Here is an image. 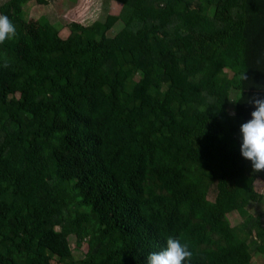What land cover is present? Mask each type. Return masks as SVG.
I'll use <instances>...</instances> for the list:
<instances>
[{"label":"trees","instance_id":"16d2710c","mask_svg":"<svg viewBox=\"0 0 264 264\" xmlns=\"http://www.w3.org/2000/svg\"><path fill=\"white\" fill-rule=\"evenodd\" d=\"M114 1L109 42L0 4L17 27L0 45V264H146L169 236L185 264H254L264 220L246 207L264 171L240 126L264 98V0Z\"/></svg>","mask_w":264,"mask_h":264},{"label":"rangeland","instance_id":"374dc122","mask_svg":"<svg viewBox=\"0 0 264 264\" xmlns=\"http://www.w3.org/2000/svg\"><path fill=\"white\" fill-rule=\"evenodd\" d=\"M3 1L0 0V4ZM120 8L121 5L114 0H47L45 3H38L36 0H19L15 10L20 13L21 18L28 24L35 23L43 16L48 17L52 22L61 23L64 25L60 31L62 37H67L70 33L68 28L70 22L77 21L86 25L94 24L99 32L107 34V41L109 42L111 41L110 38L123 26L118 18ZM54 94H56V91H54ZM238 96L239 92L231 93L227 106L229 112L234 111ZM254 189L264 196V183L260 178L255 180ZM246 210L252 215L261 214V220H264V199L259 203L249 204ZM227 218L233 227H238L242 222V218L236 212L229 213ZM69 239L75 258L83 257L89 248L87 243L84 242L80 248H76V236L73 234ZM70 262L71 259L65 261V259L58 257L52 260V264H69ZM252 262L254 264H264V255L252 250Z\"/></svg>","mask_w":264,"mask_h":264},{"label":"clouds","instance_id":"9594fccd","mask_svg":"<svg viewBox=\"0 0 264 264\" xmlns=\"http://www.w3.org/2000/svg\"><path fill=\"white\" fill-rule=\"evenodd\" d=\"M17 36V27L7 15H0V45L12 41ZM8 68L5 62L2 65ZM246 79L245 76H243ZM254 106L251 119L240 126L242 143L240 152L243 158L251 162L254 172L264 171V98L253 97L249 101ZM235 115V112H230ZM193 252L187 243L169 236L166 247L158 252L150 253L146 258V264H185L190 262Z\"/></svg>","mask_w":264,"mask_h":264}]
</instances>
